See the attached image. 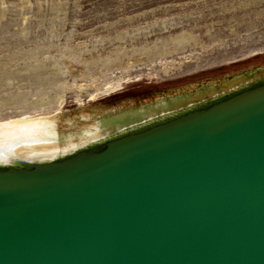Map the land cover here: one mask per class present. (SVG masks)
Segmentation results:
<instances>
[{
  "label": "water",
  "instance_id": "water-1",
  "mask_svg": "<svg viewBox=\"0 0 264 264\" xmlns=\"http://www.w3.org/2000/svg\"><path fill=\"white\" fill-rule=\"evenodd\" d=\"M159 95L183 105L0 157V264H264V64Z\"/></svg>",
  "mask_w": 264,
  "mask_h": 264
},
{
  "label": "rangeland",
  "instance_id": "rangeland-1",
  "mask_svg": "<svg viewBox=\"0 0 264 264\" xmlns=\"http://www.w3.org/2000/svg\"><path fill=\"white\" fill-rule=\"evenodd\" d=\"M263 64L264 0H0V122Z\"/></svg>",
  "mask_w": 264,
  "mask_h": 264
},
{
  "label": "bare ground",
  "instance_id": "bare-ground-1",
  "mask_svg": "<svg viewBox=\"0 0 264 264\" xmlns=\"http://www.w3.org/2000/svg\"><path fill=\"white\" fill-rule=\"evenodd\" d=\"M109 86L104 92L113 88ZM94 98L95 95L90 94L89 100ZM174 100L169 104L156 94L110 107L101 103L88 104L76 106L73 110L3 121L0 122V157L6 160L11 156L28 158L64 152L183 105V100Z\"/></svg>",
  "mask_w": 264,
  "mask_h": 264
}]
</instances>
